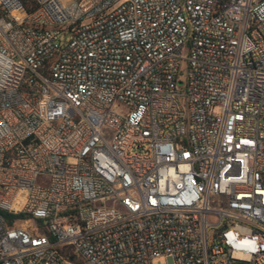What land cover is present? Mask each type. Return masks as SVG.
<instances>
[{
  "label": "built area",
  "instance_id": "obj_1",
  "mask_svg": "<svg viewBox=\"0 0 264 264\" xmlns=\"http://www.w3.org/2000/svg\"><path fill=\"white\" fill-rule=\"evenodd\" d=\"M161 256L264 264V0H0V264Z\"/></svg>",
  "mask_w": 264,
  "mask_h": 264
},
{
  "label": "rangeland",
  "instance_id": "obj_2",
  "mask_svg": "<svg viewBox=\"0 0 264 264\" xmlns=\"http://www.w3.org/2000/svg\"><path fill=\"white\" fill-rule=\"evenodd\" d=\"M184 69H185V63H183L180 68V75H181L180 80L182 81L184 80ZM68 162L71 163L72 160H69ZM31 222L33 223V221ZM166 262H167V259L164 256H161L159 258L152 260L151 264H166Z\"/></svg>",
  "mask_w": 264,
  "mask_h": 264
},
{
  "label": "trees",
  "instance_id": "obj_3",
  "mask_svg": "<svg viewBox=\"0 0 264 264\" xmlns=\"http://www.w3.org/2000/svg\"><path fill=\"white\" fill-rule=\"evenodd\" d=\"M3 216L7 219V220H9V221H14V219L15 220H20L17 224H20V223H22L23 222V220H25L24 218H23V216H15V218H11L12 216H10V215H8V214H6V213H4L3 212ZM10 224H11V222H10Z\"/></svg>",
  "mask_w": 264,
  "mask_h": 264
}]
</instances>
